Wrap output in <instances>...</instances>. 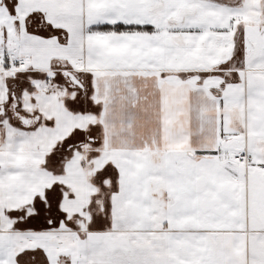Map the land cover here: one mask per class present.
Segmentation results:
<instances>
[{
  "label": "snow or ice",
  "instance_id": "obj_1",
  "mask_svg": "<svg viewBox=\"0 0 264 264\" xmlns=\"http://www.w3.org/2000/svg\"><path fill=\"white\" fill-rule=\"evenodd\" d=\"M0 264H264V0H0Z\"/></svg>",
  "mask_w": 264,
  "mask_h": 264
}]
</instances>
